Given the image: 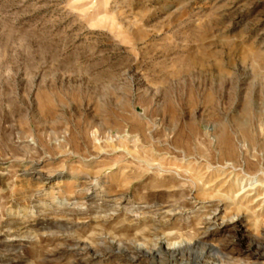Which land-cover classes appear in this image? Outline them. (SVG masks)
<instances>
[{"label": "rangeland", "instance_id": "obj_1", "mask_svg": "<svg viewBox=\"0 0 264 264\" xmlns=\"http://www.w3.org/2000/svg\"><path fill=\"white\" fill-rule=\"evenodd\" d=\"M176 262L264 264V0H0V264Z\"/></svg>", "mask_w": 264, "mask_h": 264}, {"label": "bare ground", "instance_id": "obj_2", "mask_svg": "<svg viewBox=\"0 0 264 264\" xmlns=\"http://www.w3.org/2000/svg\"><path fill=\"white\" fill-rule=\"evenodd\" d=\"M222 140H224V139H222ZM222 142H224V141H222ZM171 248V247H170ZM173 251V250H172ZM170 252V251H169ZM171 253V252H170ZM169 253V254H170ZM183 263H185V262H176L175 264H183Z\"/></svg>", "mask_w": 264, "mask_h": 264}]
</instances>
